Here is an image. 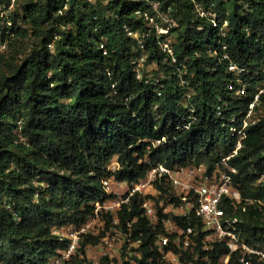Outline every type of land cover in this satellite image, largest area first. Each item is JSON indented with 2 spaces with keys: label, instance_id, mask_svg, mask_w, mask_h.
I'll return each mask as SVG.
<instances>
[{
  "label": "trees",
  "instance_id": "obj_1",
  "mask_svg": "<svg viewBox=\"0 0 264 264\" xmlns=\"http://www.w3.org/2000/svg\"><path fill=\"white\" fill-rule=\"evenodd\" d=\"M19 3L2 15L12 0H0V39L11 40L20 58L0 53V264H48L68 246L53 228L86 223L96 202L111 196L103 189L106 177L136 182L155 166L188 167L202 155L210 169L224 159L236 168L243 200L236 209L224 206L238 215L249 244L264 242V205L258 206L264 201V119L248 126L237 153L239 136L231 133L264 80V0ZM146 9L158 23L159 15L168 16L159 25L169 27L167 34L139 13ZM170 33L177 38L170 43L176 63L161 47ZM142 56L156 65L158 78L138 70ZM230 63L245 70L247 96L238 93ZM183 68L186 86L178 80ZM115 159L120 168L112 171ZM156 184L161 192L169 189L164 177ZM118 216L126 232L136 218L130 232L141 239L138 264H166L155 244L163 224H150L140 196L123 203ZM98 242L86 235L82 255L86 244ZM228 253L225 243H216L200 255L219 264ZM238 258L233 253L230 264Z\"/></svg>",
  "mask_w": 264,
  "mask_h": 264
},
{
  "label": "built area",
  "instance_id": "obj_2",
  "mask_svg": "<svg viewBox=\"0 0 264 264\" xmlns=\"http://www.w3.org/2000/svg\"><path fill=\"white\" fill-rule=\"evenodd\" d=\"M88 1L96 2V0ZM101 1L108 4L111 0ZM134 1L149 2L150 0ZM152 5V11L157 12L159 4L154 2ZM196 9L202 16H209L202 10L200 3H196ZM139 13H142L146 19L154 24L158 33L161 32L162 34H167L169 32V27L159 26V24H157L155 17L156 13L151 14L149 9L144 11L141 10ZM212 21L217 25L216 19ZM128 33L131 37L138 40L140 48H144V41L139 33L131 30ZM161 47L165 53L171 56L172 62L176 63L173 48L168 38L161 43ZM224 56L225 58H228V55ZM142 58L144 57L142 56L141 59ZM229 70L234 72L237 76V83L239 85L238 93L240 95H247L248 88L246 87L243 78H241V75L245 70L240 68L236 63H230ZM185 83V80L181 81L182 85H185ZM259 96L260 94H257L255 100L249 105L248 114L242 119V124L239 127L233 125L231 128L233 134H238L239 136L235 153H237L238 149L242 146V140L246 137V129L252 124L249 119L256 105V101L259 100ZM219 114H221V112H219ZM232 121H235V119L233 118ZM163 140H165V138H163ZM160 142L161 141L159 140L158 143ZM115 160H113L108 166L112 171L119 170L120 168L117 160ZM202 168L203 167L201 166H188L171 169L165 165H158L153 167L145 178L136 182H128L130 190L125 195L124 199L118 201L110 200L108 198L102 203L96 202L95 214L93 216L99 217L98 213L102 212V209H104L107 214L112 215V223L115 225L113 227H111L112 223L110 225H105V227L102 228V233L93 227V222L89 219L80 227L73 224H68V226L65 225L62 228L67 227L68 230H63V232H60V228L57 227L58 231L55 234L60 236L61 239H67L68 246L59 250L48 264H66V262L71 261L82 244L81 239H85L86 235L99 237V242L104 243L109 248V251L111 252L109 255L112 258H110V260L109 257H107V260L105 261L106 264H115L116 262L118 264H138V260L142 258V252L139 250L141 239L132 238L130 232L133 223L136 222V218L133 221H128L126 223L129 231L126 232L120 223L118 216L122 204L128 203L130 197L135 195L140 196L144 214L150 221V224L153 227H156L159 223L163 224L165 233L157 236L155 244L158 247L164 262H167V256L172 255L173 257L170 259V263L179 264V255L182 254V251L185 253L189 250L194 251V249L201 244V250L203 248L207 250L206 252H203L207 253L212 250L216 243H225L229 249V253L219 259V264H230V259L233 253L238 254L239 264H253V259L256 260L257 258L259 260H264V243L256 245L249 244L242 234L238 215L235 212H228L224 206V204L228 203L236 209L237 205L243 200L241 191L235 185L233 179V174L237 173L236 168L227 163L224 165L223 170L216 168L214 171H206ZM163 177L172 191L174 201L171 202V205L174 209L180 210L177 219L184 220L183 224H181L179 220L167 222L165 218H160L158 216L154 197L156 194L161 193L156 183L157 181H161ZM118 180L119 179L114 175L103 179L102 185L104 191L110 195L113 184ZM191 220H195L196 223H192ZM169 224L171 225L169 226ZM113 228L114 231H112ZM113 232H116V238L114 241L112 240ZM132 246H136L135 252L137 256L134 257V262L129 260L120 262L113 259L114 257L111 254L116 252L118 248L124 250L125 247L130 248ZM171 246H176L179 251H174ZM115 247H117V249H115ZM205 256L208 257V255ZM170 263L167 262L166 264ZM204 264H212V261Z\"/></svg>",
  "mask_w": 264,
  "mask_h": 264
},
{
  "label": "rangeland",
  "instance_id": "obj_3",
  "mask_svg": "<svg viewBox=\"0 0 264 264\" xmlns=\"http://www.w3.org/2000/svg\"><path fill=\"white\" fill-rule=\"evenodd\" d=\"M97 1V0H96ZM17 2V0H12V5L7 8L6 10L3 11L2 15H6V14H10V12H12L15 9V3ZM19 4H22L24 2V0H19ZM103 3V2H102ZM105 4V3H103ZM22 13V10H21ZM160 16V22L158 23L159 25H161L162 23H168V16L165 14L159 15ZM160 34H162L161 32H159ZM168 39L170 40V43H175L176 42V34L175 33H170L168 34ZM11 40L8 41V39H6L5 41H2L0 39V53H4L5 55V60H12V59H16L19 60L20 58H17L16 55V51L14 48V44L12 42V44L10 45ZM28 44H31L32 42L30 40L27 41ZM28 52V51H27ZM5 60H0V66L5 68ZM264 69V67H263ZM138 70L140 72H142L143 75H147L150 78H158L159 74L157 73L158 70L156 68V65L154 63H150L147 59V56H145L144 58L141 59V57L139 58V64H138ZM264 72V70H263ZM186 70L183 68L182 70L179 71V83L181 84V81L184 80V74H186ZM162 78V76H161ZM246 87L249 89L251 83H249L248 81L245 82ZM186 86V85H185ZM258 93L257 94H261L264 93V80H261L260 82H258V84L255 85ZM248 92V90H247ZM248 95V94H247ZM246 95V96H247ZM244 96V97H246ZM256 97V96H255ZM255 100V99H254ZM253 100V101H254ZM252 101V102H253ZM188 103V101L186 102ZM251 104V103H250ZM249 111V110H248ZM248 114V112H247ZM247 114L244 116L246 117ZM264 119V101H260L257 100L256 101V105L251 113L250 116V122H252V124H255L256 122L263 120ZM232 133V131H231ZM228 159V158H227ZM215 160V159H214ZM116 161V160H115ZM222 165H213V167L210 169L211 166H209V159L207 157H205L204 155L201 156V158L199 159V161L194 162L192 165H189V167H203L202 169L204 170H216V168H220V169H224V165H226V159H224L222 162ZM176 168H180L179 166H177ZM221 170V171H222ZM262 181V180H261ZM49 183L48 178H46L45 180L42 181L43 185H47ZM169 189L167 192H161L156 194V196L154 197L155 203H156V208L158 211V216L161 218H165L167 222H174L177 220L178 217V213H180V210L174 209V207L171 205L174 201L173 196H172V191L170 186L168 185ZM130 190V186L128 184V182H124L123 180H118L113 184V188H112V192L110 193V200H118L120 201L121 199L125 198V195L128 193V191ZM150 191V190H149ZM253 200H250V203H253ZM264 205V201H259V205L258 206H262ZM99 217L96 216H91L89 218V220H91L93 222V227H95L97 230H99L102 233V228L105 227V225H107V221H108V215L107 212L102 209V212L98 213ZM113 221V220H112ZM112 223V222H111ZM110 223V224H111ZM115 224L112 223L111 227H113ZM171 224H169L170 226ZM68 226V225H67ZM59 231L63 232V230H68L67 227L62 228L59 227ZM72 229V228H71ZM58 228L55 227L53 228V232L57 233ZM112 231H114V228L112 229ZM116 232H113V241L116 238ZM83 238L81 239V243L83 242ZM264 243V242H262ZM252 245H256V244H261V242L258 243V241H254L253 243H251ZM118 245V244H117ZM81 247V245H80ZM135 247L136 246H132L130 248L125 247L124 250H120L119 248L117 249V247H115V249H117L116 252H114L113 254H111L114 258V260H118L120 262L123 261H132L134 262V257L137 256L136 252H135ZM173 247L172 249L174 251H179V249L176 246H171ZM85 250H86V255L83 256L82 252L80 251V249L78 248L76 254L74 255V257L71 259V261L66 262V264H106L105 261L107 259V257L112 258L109 253H111L109 251V248L104 244V243H100L93 245V244H86L85 246ZM202 251H207L205 249L202 248ZM124 252V254H123ZM107 253V254H106ZM201 250H198V248H195L194 251H187V253L182 251V254L179 255V264H202V263H209L211 262V260L207 257H201ZM109 255V256H108ZM173 256H167L166 260L168 263H170V259ZM111 260V259H110ZM181 260V261H180ZM165 262V263H167ZM171 264V263H170ZM213 264V263H212ZM253 264H264V260H259L258 258L255 260V262H253Z\"/></svg>",
  "mask_w": 264,
  "mask_h": 264
}]
</instances>
